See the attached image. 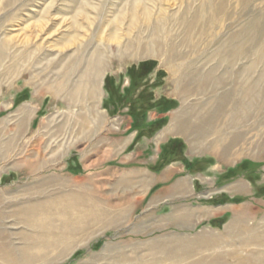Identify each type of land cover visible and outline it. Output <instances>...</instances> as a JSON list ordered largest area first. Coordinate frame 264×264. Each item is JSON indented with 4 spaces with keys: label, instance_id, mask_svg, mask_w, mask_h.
Listing matches in <instances>:
<instances>
[{
    "label": "rangeland",
    "instance_id": "374dc122",
    "mask_svg": "<svg viewBox=\"0 0 264 264\" xmlns=\"http://www.w3.org/2000/svg\"><path fill=\"white\" fill-rule=\"evenodd\" d=\"M17 1L6 6L8 1L0 0V42L12 38L18 45L15 51L30 53L35 50V46H39L40 52L32 56L34 60L36 58L35 63L26 59L16 74L4 79L0 75V131L3 142L11 138L6 126L9 124L14 129L19 111L25 106L30 110L18 148L9 154L0 155V191L12 196L18 193L23 195L24 189L46 184L44 195L52 198L80 188L82 192L86 191L84 203L88 202V198L91 202L95 201L93 208L107 214L108 220L113 222L107 227H92L85 232H77L59 251L53 253L47 249L45 253L52 252L53 255L36 264H150L151 258L158 260L157 264H168L169 261L166 260L171 257L166 249L168 246L176 244L178 247H185L188 246L187 242H195L201 246L203 244L196 250L198 252L184 250L177 253V258L173 257L175 261L180 259L176 264H190L203 253L202 250H211L204 245L206 239L211 236L225 237L226 226L234 220H238L241 227L255 224L258 228V221L264 226V85L259 98L252 102L255 104L250 103L245 108L246 113L248 111L245 119L227 129L225 126L220 127L222 130L218 129L216 132L218 136H208L210 140L202 137L199 145L194 146V140L190 137L179 134L175 129L171 128L169 132L167 129L177 117L190 112L193 116L200 113L201 103L208 102L207 97L210 98L212 94L208 92L205 96H196L193 93L185 98L180 97L181 89L176 88L173 83L175 77H172L159 58H120L119 47L145 28L140 24L138 31L133 29L131 32L129 18L124 19L121 24L116 20L119 12H127L123 9L126 0H54L50 16L45 19L48 21L44 28L46 30L41 34L35 26L41 17L40 12L53 0ZM230 1L234 3L233 6L236 5L235 0ZM83 3L97 8L98 13L89 9L86 15L88 20L72 21L77 7ZM163 7L169 15L180 10L178 2H170V5ZM184 7L185 5L181 10ZM152 12L154 20L157 18V11ZM238 17L234 23L224 24L219 38L226 36L231 28L234 29L240 23H247L252 27L253 23L264 21V0L252 1L246 15ZM73 23H76L77 29L73 28ZM108 36H119L121 45L110 42L111 38ZM24 40L30 42L26 48L22 47ZM219 43L221 42L215 41L207 47L199 44L201 52L193 56V64L187 65L186 74L191 76V71H198L196 75L203 73L216 62L217 58L212 62L213 55L206 54L214 52ZM65 44L69 47L60 51ZM96 53L103 54L107 62L106 70L99 77L101 90L96 100L101 115L100 124H94L92 119H88L93 107L90 99L80 98L72 102L68 98L85 80L89 63H92ZM248 54L246 61L238 64L244 62L243 65H246L260 60L251 72L250 81L256 80L260 74L264 78V57L261 60L256 59L253 52ZM203 57L211 58L207 59L208 62ZM51 59H55L60 67L54 65L49 71H42L46 62ZM66 61L69 63L62 66ZM145 61H155L156 66L152 73L136 81V87L133 88L126 75L127 69ZM67 65L74 69L66 77L65 91L56 96L47 88L63 81L61 76L66 72ZM61 67L62 72L57 76L56 71ZM200 68L202 71L198 70ZM159 71L162 75L158 74ZM198 76L195 77L196 80L199 79ZM106 78L113 79L114 86L118 87V98H112L105 90ZM219 93L222 92L218 91L216 95ZM162 99L173 101L174 105L165 111L147 110ZM133 100L135 103L131 105ZM114 101L117 102L115 108L112 105ZM131 106L137 110L134 113L139 120L145 119L146 123L161 120L160 127L150 135L146 130L141 131L142 137L136 138L137 132L131 129ZM82 123L89 131L97 126L94 132H89L86 139L78 138ZM214 139H223L221 142L224 144L231 141L233 145L230 146V152H214L211 145ZM46 146L51 150L46 151ZM37 150L46 151L44 155L48 162L45 167H38L35 171H28L25 166L13 167L17 158L15 154L24 152V157H31ZM54 152H58L59 157L56 161L49 160L47 157ZM130 174H136V179L145 178L146 186L142 190L136 188L137 192L128 196L120 183ZM184 174L190 178L178 181ZM240 174L246 189L251 192L250 195L236 196V203L228 198L239 194L235 191L226 192V196H216L228 189L230 186L227 184ZM52 179L60 184L50 183ZM177 181H188L185 192L176 191ZM29 199L33 202L46 198L27 197L10 203L7 200L2 202L0 209L11 212L14 208L27 206ZM190 205L195 208L189 207ZM188 211H191L188 220L174 218ZM79 216L78 213L77 217ZM53 218L56 221L61 219L59 215H53ZM214 219L220 220V228L208 224ZM9 220H3V224L9 225ZM70 227L60 230L68 232L72 229ZM13 231L18 235L14 241L11 238L12 244L18 243V247L25 244L31 234L22 224L16 225ZM45 233L42 232L44 235ZM55 245L59 247V243ZM232 245L226 243L223 249H218L222 252L221 255L227 254L225 264H234L227 253L228 246ZM62 251L66 252L63 258L58 259L56 255Z\"/></svg>",
    "mask_w": 264,
    "mask_h": 264
},
{
    "label": "bare ground",
    "instance_id": "6f19581e",
    "mask_svg": "<svg viewBox=\"0 0 264 264\" xmlns=\"http://www.w3.org/2000/svg\"><path fill=\"white\" fill-rule=\"evenodd\" d=\"M7 1L6 6L18 2L17 0ZM252 1L254 0H235L236 5L233 6L234 3L232 4L230 0H126L123 9L127 10V12H119L120 14H118L116 20L121 24L124 19L129 18V28L131 32H133V29L137 30L140 24H142V26L144 25L143 27L145 28L142 31L137 30L138 32L136 35L128 38L122 46H120L121 40L119 36H108V38H111L109 40L110 42L120 46V58H159L161 63L167 67L172 77H175L173 83H175L176 88L181 89V91H179L180 97L183 96L185 98L193 93H195L196 96H205L208 92L212 94L210 98L207 97L208 100L206 101L208 102L201 103L200 113L193 116L191 114L192 112H190L189 114L187 113V115L185 114V116L177 117L175 122L172 121L167 129L168 132L171 128L175 129L179 134L190 137L191 140H194V146L197 144L199 145L202 137L207 138L212 135L218 136L216 132L220 127L225 126L227 129L234 126L240 120H243V118L245 119L248 116V111L246 113L245 108H248V104L259 98L260 91H263L264 80L262 79L264 78L262 74L259 73L260 75L256 80L250 81L251 72L254 70L255 65L259 64L260 60H257L255 63H245L246 65H243L244 62L239 65V62L246 61L249 55L248 53L250 52H253V56H256V59H263L264 21L262 20L263 23H259L258 21L259 24H256V22L253 23L252 27H249L247 23H240L241 25H236L234 29L231 28L232 30L230 29V33L226 36L219 38L221 37V34L219 35V33H221L220 30L222 31L224 24L226 22L234 23L239 19V15L240 17L245 16ZM170 2H173V4L178 2L180 10L182 6L185 5V7L182 8L181 11L178 10L179 12L169 15L163 5L168 6ZM53 4L54 0L47 4L44 11L40 12L41 17L35 26L40 34L46 30L44 28L47 26L48 21L45 19L48 18L49 13H51L50 11L53 9ZM236 8L239 9H237V12H235ZM89 9L95 12L98 11L97 8L94 9L87 3H83L80 7H77L72 21L76 19L88 20L89 18L88 16L86 17V15ZM153 10L157 11V18L154 20L152 16ZM234 12L236 16H234ZM72 26L75 28L76 23H73ZM215 41H220L221 43H219V45L217 44L218 46L216 45L218 48H216V50L214 49V52H210L211 54H208V50L206 55H213L212 62L217 58L216 62L212 63L203 73L199 72L197 75L200 77L198 76L199 79L197 80L195 79L197 76L195 73H198V71L194 70L196 67L193 69L195 72L190 70L191 76L189 74L187 75V65L193 64L191 61L193 60L192 58H194L193 56L201 52L199 44H205L207 47ZM29 43V41L25 42L24 40L22 47L26 48L30 45ZM17 46L18 45L12 38L0 42V75L3 76V79L6 76L16 74L26 59L35 63L36 58L34 60L32 56L40 52L39 46H35V52H17L14 50ZM68 47L69 45L65 44L59 50H65ZM100 53H96L94 59L92 58V63H89L88 72L84 77L85 80L78 85L79 87L76 90L68 95V98L72 100V102H76L80 98L90 99L93 107L91 110L92 113L88 119H92V123L94 124L97 122L98 124L101 123V115L98 111L99 106L96 105V100L101 90V79H99V77L102 76L106 70L107 64L105 56ZM210 58L207 59L209 60ZM68 63L69 61H66L62 66ZM54 65L59 66V63L55 59L48 60L42 68V71H49ZM62 68L63 67L56 71L57 76L61 74ZM201 68L198 70H201ZM73 69L72 66L67 65L66 72L61 76L64 78L63 81L47 89L56 96L62 94L66 89V77H68L67 75L71 73ZM218 91L222 93L216 95ZM250 107H252V105ZM29 112V108L25 106L19 111L14 129L9 124L6 126V131H8L11 136L10 140L7 142L1 140L3 135H1L0 131V155L9 154L11 151L13 152L18 148V144L24 132L23 127L26 121L25 119L27 115L30 114ZM94 127L95 129L97 128V126ZM95 129L89 131L82 123L79 128L78 138L82 137L86 139ZM220 130H222V128ZM219 140L220 139H214V142L212 141L211 145L214 152L218 154L229 153L230 146L233 145L232 142L230 141L224 144L221 142L223 139L221 141ZM45 150L50 151L51 149L48 150L46 146ZM46 151L37 150L31 157H24V152L15 154L17 158L13 167L19 168L25 166L28 171H33L34 169L38 170V167H45L44 165L48 162L44 155ZM59 155L58 152H54L47 158L56 161ZM135 176L136 174H130L128 177L123 178L120 183V186L124 187L123 192H126L128 196H130L129 194L132 195L136 193V188L142 190L146 186L145 178L140 180L139 178L136 179ZM50 183L54 184L59 182L53 181L52 179ZM187 185L188 181L178 182L176 191L179 193L185 192ZM45 186L46 184L24 189L23 195L18 193V195L12 196L7 194V192L5 194V192L0 191V207L2 202L7 200L10 203L11 201L19 199H26L27 197H32L34 199L37 197H41V199L46 198L33 202H30L31 200L29 199L27 201V206L14 208L11 212H4L0 209V264H36L41 261L43 262L47 260L49 256L53 255L51 254L52 252L59 251L58 249L62 247L64 243L70 241L77 232L82 233L92 227L103 228L113 223L108 220L107 214L105 215L104 212L93 208V203L95 201L91 202L88 198V202L86 204L84 203V201H86L84 197L86 195L85 190L83 192L80 188L74 190V192L69 190L63 195L58 194L52 198H49V195L47 198L46 195H44ZM78 213L80 215L79 217H77ZM53 215H59L61 219L56 221ZM190 216L191 211H188V213H180L174 218H177L176 220L179 218L187 219L190 218ZM7 219L10 223L5 226L3 220ZM237 221L238 220H234L230 225L226 226L225 237L220 238L211 236L209 239H206V241L204 240L205 247H209L211 250L207 249L203 251L201 249L204 254L201 253L194 262L189 263L225 264L224 259L227 257V254L221 255L222 252L219 250L223 249L226 243L227 245H232L233 243L234 245H232V247L228 246L229 249L227 253L229 257L234 260V264H264V226L262 222L258 221L257 228L255 224L241 227L239 225L240 222ZM19 224L24 225L26 230L34 234H30L25 244L23 243L20 247L17 246L18 243L12 244L11 239L13 238V241L17 239L16 236L18 234L13 230H15V226ZM63 227H70L72 229L69 231L66 230L68 232H64L60 230ZM42 232L47 233L44 235ZM44 237L46 238L44 239ZM184 241L187 240L185 239ZM56 243H59V247H56ZM194 243L192 242V244H190L187 242L188 246L186 245V248L182 246L178 247L176 244L168 246V248L164 247V249L166 248L169 251V255L171 256L166 260L169 261L168 264H176L180 259L175 261L173 257L177 258V253L181 251L198 252L196 250H199L203 244L201 246V244L197 245V243ZM47 249L52 250V252L45 253ZM65 252L62 251L56 255L58 259L60 257L63 258ZM186 254L188 253L186 252ZM150 260V264L159 263L158 260L153 258Z\"/></svg>",
    "mask_w": 264,
    "mask_h": 264
},
{
    "label": "trees",
    "instance_id": "16d2710c",
    "mask_svg": "<svg viewBox=\"0 0 264 264\" xmlns=\"http://www.w3.org/2000/svg\"><path fill=\"white\" fill-rule=\"evenodd\" d=\"M155 66H156V62L155 61H145V62L139 63L137 66L132 65L131 67H129L127 69L126 75L128 76V78L130 80V86L135 88L136 87V81H138L142 77L147 76L148 74L152 73V71L154 70ZM158 74L162 75V72L159 71ZM113 82H114L113 79L106 78V80H105V90L110 94V96L112 98H118L117 97L118 96V87L114 86ZM115 103H117V102L114 101L113 104H112L113 108H115ZM118 103H119V101H118ZM133 103H135L134 100L131 101V105H134ZM173 105H174L173 101L162 99V100L154 103L152 106H149L147 108V110L153 109V110L165 111V110L170 109ZM130 110L132 112H130L129 115L133 119V125L131 126V129L133 131L137 132L136 138L139 139L140 137H142V132L141 131H145L146 130L148 135H150V134H152L155 130H157L160 127L161 120H156L153 123H146L145 119H140V120L138 119L137 114L134 113L135 111H137V110H135L134 106H131ZM175 145H177L179 147L178 144L175 143ZM187 170H190V169L187 168ZM232 201H233L232 203L238 202V200H232ZM208 224L211 225V226H214L216 228H220V226H221L220 220H216V219L209 221Z\"/></svg>",
    "mask_w": 264,
    "mask_h": 264
},
{
    "label": "crops",
    "instance_id": "0c3cea01",
    "mask_svg": "<svg viewBox=\"0 0 264 264\" xmlns=\"http://www.w3.org/2000/svg\"><path fill=\"white\" fill-rule=\"evenodd\" d=\"M179 178L180 179L178 181L184 180V179L190 178V177H188L187 174H184V175H181ZM245 185L246 184H244V180L242 179V174L237 175L236 179L234 181H232L231 183L227 184V186L228 187L230 186V187L228 189H226L225 191H221L216 196H218V195H225L226 196V194H225L226 192H233V191H235L236 193H239V194L238 195H234V196H228V198L230 200L236 199V196H239V195L240 196H248V195L251 194V192H250V190L246 189ZM263 188H264V184H263ZM231 189H232V191H228V190H231ZM210 206H212V205H210ZM215 206H218V205H215ZM189 207L195 208V206L192 207V205H190Z\"/></svg>",
    "mask_w": 264,
    "mask_h": 264
}]
</instances>
